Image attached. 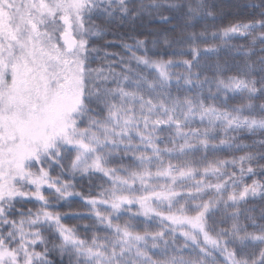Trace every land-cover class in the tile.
<instances>
[{"label": "snow or ice", "instance_id": "snow-or-ice-1", "mask_svg": "<svg viewBox=\"0 0 264 264\" xmlns=\"http://www.w3.org/2000/svg\"><path fill=\"white\" fill-rule=\"evenodd\" d=\"M164 6L157 0L150 4L143 0H0V264H55L49 259L53 252L58 253L60 264H64L65 255L68 264H264V223L252 219L251 227L258 233L248 232V225L238 222L239 212H225L233 222L230 228H223L219 224L227 221H217L209 211L210 206L235 207L248 197L264 195V183L255 179L251 184L245 182L264 176V164L260 163L264 161V140L243 145L258 146L255 153L208 163L202 170L194 168L189 159L177 163L165 159L186 156L193 151L192 138L209 137L219 125L225 131L264 133V104L254 106L249 99L231 110L227 105L229 93L264 96V56L258 61L259 68L245 65V79L235 75L217 76L214 81L205 78L203 83H214L216 88V94L209 88L208 97L221 99L224 107L206 104L202 94L174 97L167 71L174 61L151 59L145 40L122 45L129 52L128 59L106 53L117 57L115 66L111 62L100 68L91 66L98 51L91 41L106 34L102 25L93 22L94 17L114 18L117 13L125 18L139 17ZM251 7L258 10L254 18L230 24L222 30L224 37L239 34L251 37L253 44H264V0ZM188 8L195 14L204 5L197 0V7L189 4ZM160 20L168 22L169 18L160 15ZM164 43H169L166 37ZM134 47L144 55H137ZM213 50L190 48L193 59L181 62L189 70L186 85L194 84L189 77L199 75L192 68L199 66L201 52ZM260 50L264 52V48ZM133 62L154 70L155 78L131 67ZM116 66L120 72L114 70ZM254 72L260 74L259 80L253 77ZM203 83L195 82L200 87ZM256 107L258 116L244 115ZM197 121L208 127L193 129L191 124ZM160 132L168 135L160 136ZM137 139L139 143H134ZM166 141L173 146L161 147ZM200 143L208 146L207 139ZM69 148L74 157L67 154ZM113 159L131 163L109 167ZM228 166L236 170L229 172ZM57 168L60 171L53 176ZM77 172L100 173L111 187L97 193L102 199L70 192L75 185L62 177L75 179ZM160 180L167 182L161 184ZM138 190L141 195L135 194ZM45 191L52 193L54 200L78 195L94 211L98 204L110 209L107 214L95 211V219L111 235L81 239L74 228L61 222L67 214L49 211L57 205ZM208 193H213V198L204 201ZM27 203L39 207H17ZM133 205L140 209V213L131 214L133 217L142 215L145 223L158 218L161 230L145 228L140 233L131 231L136 226L129 222H113L120 219L121 209ZM161 205L166 212L158 210ZM260 219L264 220V214ZM45 232L60 242L50 241ZM177 233L194 255L167 254L170 241L165 237ZM230 244L236 247L230 248ZM37 247L43 250L37 251ZM150 251L164 258L154 259Z\"/></svg>", "mask_w": 264, "mask_h": 264}, {"label": "trees", "instance_id": "trees-1", "mask_svg": "<svg viewBox=\"0 0 264 264\" xmlns=\"http://www.w3.org/2000/svg\"><path fill=\"white\" fill-rule=\"evenodd\" d=\"M138 2V0H137ZM145 4H150L152 0H143ZM204 8L197 13L193 14L189 12L188 5L191 4L193 8L197 7V0H157V3H162L165 6L160 9H149L151 14L145 13L137 17L133 14L130 17H123L119 13L114 18L97 19L93 18V22L102 25L106 34L101 38H96L91 41L98 51L94 53L96 56L95 61L92 63L93 68L105 67L109 62L115 66L118 63V59L113 55H106L111 53H118L120 56L128 59L129 52L122 47L123 44H135L136 39L145 40V47L149 49L148 56L154 60H172L174 64L170 66L167 71L172 77L170 84V91L174 97H180L183 99L185 96L191 98L197 94H202L204 102L206 104H215L217 107H224L221 99L212 100L208 97L209 88L213 94H216V88L214 83H203L207 77L209 81H214L217 76L227 78L228 76H239L242 79L247 78L242 69L247 64H253L259 68L258 61L260 57L264 56V52L260 49L264 48V44L257 41L252 43L251 37H243L239 34L230 35L224 37L222 30L228 27L230 24L236 22H248L254 18V13L258 10L251 7L252 4H259L261 0H201ZM168 4H176L179 7L170 8ZM131 7V5H129ZM211 12L212 15H208ZM160 15L169 18L168 22H161ZM256 19L260 17L256 16ZM262 31L260 29L257 32ZM165 37L169 43L165 44ZM193 37V38H190ZM156 41L155 44L152 41ZM196 47L199 49L211 48L213 51L207 53L201 52L199 59V66L193 67L192 72L198 73V76L189 77L194 82L193 85H186L184 82L185 77L188 75V68L183 63L184 60H192L193 56L190 54V48ZM251 50V51H249ZM132 51H136L137 55H144L142 51H137L134 47ZM131 67L148 76L149 79H154L156 72L154 70L145 69L143 66L137 67L135 62L131 64ZM223 68L226 71L219 72L218 69ZM116 72H120L121 68L114 67ZM130 75V74H129ZM260 74L258 72L253 73V77L259 80ZM179 80V84L176 81ZM199 80L203 83V87L196 85L195 82ZM113 87L115 85H112ZM259 88L260 85L257 84ZM132 90V89H129ZM249 99L254 106L264 104V96L257 94L256 96L249 97L247 92L229 93L227 98V105L229 110L231 106H237L246 104ZM259 115V108L256 107L254 111L250 112L246 110L244 115ZM83 126V125H82ZM193 129L199 128L203 130L207 128V123L193 122L191 124ZM172 129L171 132H174ZM187 131V129H185ZM160 136L168 135L167 132L158 133ZM208 140V146L205 147L200 143L201 140ZM264 140V133L259 130L256 134L245 131H225L222 125H219L213 130V133L209 137L192 138L190 142L193 144V151L188 152L184 157H165L166 160L171 159L173 163L179 162L182 159H189L194 161L193 167L203 169L208 163H215L218 160H232L239 158L247 153H255L259 150L258 146L243 147V145H252L254 141ZM222 141L224 143H222ZM139 143L138 139L133 141ZM172 147L173 145L165 142L161 144V147ZM239 146V147H237ZM69 156L74 157L75 152L71 151V148L67 150ZM200 161V163H195ZM67 166V161H64ZM120 163L128 165L130 160L120 161L113 159L109 167H117ZM264 164V161H260ZM254 168L255 164L252 165ZM35 170V169H33ZM229 172L236 169L228 166ZM59 169L52 171V175L56 176L59 173ZM123 175V173H121ZM69 183L74 184L75 187L70 188L69 191L73 193H82L85 198L89 196L97 199L102 197L97 196V193L102 192L104 189L111 187L108 179L100 173L95 174H81L76 173V178L72 179L71 176H63ZM196 179H202L201 176H196ZM258 180L264 183V176L257 175L245 182L251 184L252 180ZM159 183L163 184L167 181L160 180ZM212 183L216 181L211 180ZM188 183H192L189 181ZM52 203L57 206L50 208L49 211L57 212L63 215L62 223L68 227L74 228L77 235L84 240H89L93 236L104 237L110 236L111 232L106 230L104 226L99 224V221L95 219V211L107 214L110 209L105 208L102 205H96L95 211L93 206L88 205L85 200H82L80 196L73 195L64 200H54L53 194L45 191L44 193ZM136 195H141L142 190H138ZM213 193H208L203 197L204 201H210L213 198ZM196 203H200L197 200ZM18 208H32L35 210L39 207L36 203L17 204ZM159 211H167L166 207L161 205L158 208ZM211 217L217 221L226 220V223H220L219 227L230 228L231 219L225 215V212H239L238 222L244 225H248V232L258 233V230L251 227L252 219H255L256 223H264L260 217L264 214V195L257 194L255 197H248L245 201L240 202L235 207L229 206L225 208L223 204H217L214 207L210 206L209 209ZM132 213H140L138 205H133L131 208L121 209V217L119 220H114V223H120L123 225L125 222H129L136 227L130 229L134 232L143 233L145 228L148 231H159L160 221L158 218H151L145 223V218L142 215L133 217ZM82 214V215H80ZM194 212H190L189 215H194ZM18 218V217H14ZM211 222V220H210ZM87 226V227H85ZM243 234V233H242ZM50 241L59 243L53 235L45 232ZM169 239L167 246L168 255H179L188 257L194 255L186 250L185 241L178 233ZM174 241V243H172ZM151 244L152 242L149 241ZM161 249L165 248V245L157 241L156 242ZM51 245H49L50 247ZM230 248H235L236 245L230 244ZM37 251H42L41 247H37ZM154 259H163L164 256L150 251ZM49 259L54 261L55 264H60V258L58 253H51ZM64 264H68V257L65 255Z\"/></svg>", "mask_w": 264, "mask_h": 264}]
</instances>
